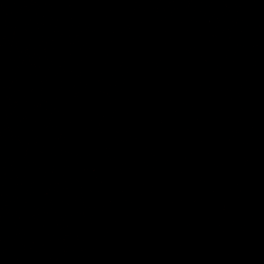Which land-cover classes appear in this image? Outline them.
Returning a JSON list of instances; mask_svg holds the SVG:
<instances>
[{"label": "water", "instance_id": "water-1", "mask_svg": "<svg viewBox=\"0 0 264 264\" xmlns=\"http://www.w3.org/2000/svg\"><path fill=\"white\" fill-rule=\"evenodd\" d=\"M0 264H264V0H0Z\"/></svg>", "mask_w": 264, "mask_h": 264}]
</instances>
